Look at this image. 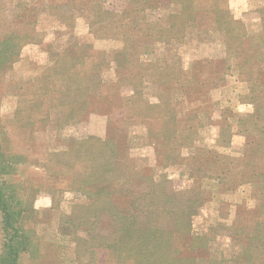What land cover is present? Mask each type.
Instances as JSON below:
<instances>
[{
	"label": "rangeland",
	"instance_id": "1",
	"mask_svg": "<svg viewBox=\"0 0 264 264\" xmlns=\"http://www.w3.org/2000/svg\"><path fill=\"white\" fill-rule=\"evenodd\" d=\"M9 246L264 264V0H0Z\"/></svg>",
	"mask_w": 264,
	"mask_h": 264
},
{
	"label": "trees",
	"instance_id": "2",
	"mask_svg": "<svg viewBox=\"0 0 264 264\" xmlns=\"http://www.w3.org/2000/svg\"><path fill=\"white\" fill-rule=\"evenodd\" d=\"M2 210H3V213H4L3 214L4 215L3 216V220H5V222L8 223L9 218L11 217V215L8 214V212L5 210V206H4V209H2ZM6 245H9V243L6 244ZM8 249H10L9 256L7 258H0V262L2 264H16V257H17V255L11 253L12 251H11L10 246L8 247Z\"/></svg>",
	"mask_w": 264,
	"mask_h": 264
}]
</instances>
